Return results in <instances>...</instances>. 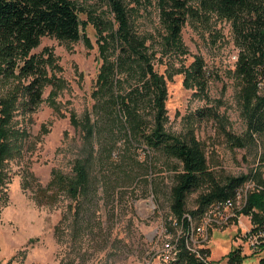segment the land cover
Masks as SVG:
<instances>
[{
    "label": "rangeland",
    "instance_id": "374dc122",
    "mask_svg": "<svg viewBox=\"0 0 264 264\" xmlns=\"http://www.w3.org/2000/svg\"><path fill=\"white\" fill-rule=\"evenodd\" d=\"M78 3V17L85 24L81 34L87 40L68 43L43 37L31 52L46 61L49 82L36 109L29 114L16 111L11 122L15 150L0 167V264H165L161 250L166 237L161 232H173L170 190L181 167L147 147L130 128V116L119 109L127 99L141 128H152L155 91L140 89L143 64L125 59L112 89L98 92L102 67L117 65L123 55L110 36L118 24L103 0ZM158 3L124 0L129 32L142 43L146 63L166 91L165 132L178 137L192 132L218 181L248 177L235 217L210 228L208 243L198 250L210 264H226L236 249L243 256L241 264H258L263 253L254 248L256 238L248 237L252 227L242 210L248 195L264 185V132L246 135L243 82L234 74L237 60L232 59L239 49L231 25L214 15L188 18L179 49L167 47ZM197 57L204 62L205 94L184 84L185 72ZM259 81L262 94L264 77ZM23 83L14 79L1 84L0 95L17 91ZM135 89L136 95L129 98ZM205 110L209 116L198 117ZM72 115L79 121L88 118L92 134L87 143L81 130L71 125ZM225 133L245 145L232 147ZM85 157L88 194L78 199L62 194L50 204L44 197L50 193L52 174L72 175L74 162ZM202 192L187 197V213L195 209ZM178 238L172 235V244Z\"/></svg>",
    "mask_w": 264,
    "mask_h": 264
},
{
    "label": "trees",
    "instance_id": "16d2710c",
    "mask_svg": "<svg viewBox=\"0 0 264 264\" xmlns=\"http://www.w3.org/2000/svg\"><path fill=\"white\" fill-rule=\"evenodd\" d=\"M103 1L118 24L117 32L110 36L120 44L123 55L117 65L112 63L102 67L98 76V92L112 89L117 69L124 65L125 59H135L137 63L144 65L143 68L140 66V89L153 88L155 91L156 115L152 128H141V123L135 119L127 99L121 101L119 109L130 116V128L147 147L161 151L166 157L180 164L181 170L176 171L170 190V214L174 220L180 222L187 213V197L192 192L203 190L195 200V209L188 212L194 219V224H201L202 216L210 207L234 200L248 177H227L218 181L208 169L205 153L192 132L183 137L165 132L163 120L166 91L163 83L146 63L142 43L129 32L124 0ZM158 10L167 34L165 46L176 49H179L180 34L188 18L202 19L214 15L230 23L234 43L239 49L234 74L243 82L241 97L245 110L246 135L247 138H252L254 134L263 133L264 92L259 93V79L264 77V0H159ZM78 12V0H0V86L14 79L25 81L17 91L0 95V167L15 150L11 140L14 113H32L42 101L44 84L49 82L45 73L46 61L31 55V52L39 46L43 37L68 43L87 40L81 34V27L85 24L80 22ZM93 25L98 29L96 22ZM103 49L105 48L102 47L101 50ZM184 84L205 94L207 80L201 58H195L185 72ZM136 90L132 94L128 93L129 98L136 95ZM209 114V110L197 113L198 117ZM87 119L79 121L73 115L70 118L71 125L81 130L86 143L92 134V127ZM225 138L232 147L240 148L245 145L243 139L230 133H225ZM88 163V157L76 160L72 168L73 174L69 176L55 171L52 174L50 193L44 198L54 204L62 194L72 199L85 197L89 183ZM1 182L0 178V184ZM261 187L259 192L248 195L246 206L242 210L250 218L252 228L248 237L256 238L254 248L263 253L258 264H264V185ZM190 229L191 226L187 228V234ZM174 244H179V255L173 264H195V259L185 250L183 240L179 243L178 238ZM242 261L243 256L236 249L229 253L226 264H241Z\"/></svg>",
    "mask_w": 264,
    "mask_h": 264
},
{
    "label": "built area",
    "instance_id": "2783aa9c",
    "mask_svg": "<svg viewBox=\"0 0 264 264\" xmlns=\"http://www.w3.org/2000/svg\"><path fill=\"white\" fill-rule=\"evenodd\" d=\"M232 59L236 61L237 57L233 56ZM240 199L241 190L234 200L210 207L202 216L201 224H194V219L188 213L182 216L180 222L174 219L170 220L169 226L173 232L166 229L161 232V237H163L162 233L165 234L166 237L161 250L162 261L165 264H173L177 261L179 244H172V235H179V243L181 240L184 241L185 250L195 259V264H210L203 258L201 251L198 249L201 250L208 243L210 228H213L214 225H227L231 219L235 217L233 211ZM189 226H196V240H189V238H187V228H189Z\"/></svg>",
    "mask_w": 264,
    "mask_h": 264
},
{
    "label": "bare ground",
    "instance_id": "6f19581e",
    "mask_svg": "<svg viewBox=\"0 0 264 264\" xmlns=\"http://www.w3.org/2000/svg\"><path fill=\"white\" fill-rule=\"evenodd\" d=\"M195 233H196V228H194V226H191L190 232L187 234L189 240H194Z\"/></svg>",
    "mask_w": 264,
    "mask_h": 264
}]
</instances>
